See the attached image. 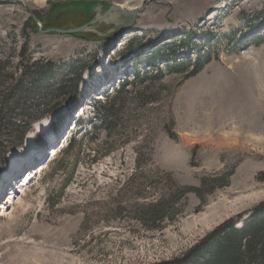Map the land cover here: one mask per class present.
Here are the masks:
<instances>
[{"label":"rangeland","instance_id":"374dc122","mask_svg":"<svg viewBox=\"0 0 264 264\" xmlns=\"http://www.w3.org/2000/svg\"><path fill=\"white\" fill-rule=\"evenodd\" d=\"M73 1L0 0V264H155L191 249L202 264L216 228L264 218V0L56 9ZM203 179L219 186L183 196L163 229L141 225L143 203Z\"/></svg>","mask_w":264,"mask_h":264},{"label":"trees","instance_id":"16d2710c","mask_svg":"<svg viewBox=\"0 0 264 264\" xmlns=\"http://www.w3.org/2000/svg\"><path fill=\"white\" fill-rule=\"evenodd\" d=\"M152 59L154 60V58H151V60ZM208 62L209 60L207 59L204 63ZM204 63L201 65H195L190 75L199 72L203 68ZM185 65L186 63L184 61H171L167 64V67L170 71L175 69L182 70ZM63 88L64 87L61 86V88L58 87L57 90L60 91ZM125 88L126 83H122L121 89L124 90ZM47 94L49 96L47 97L48 100L52 97V94ZM116 95L110 98L111 101L107 105L108 109L114 106ZM105 118L103 119L104 122L107 120V115ZM72 149L73 141H70L64 149V155L66 156L69 154ZM58 151L59 150L57 149L52 161L57 159ZM215 181L217 180L211 181L209 179H203V184L198 187L175 186L173 189L166 191L165 193H160L151 202L143 203L138 210L141 225L145 229H163L166 222L174 221L175 206H178L175 204H178L183 196L188 193H193L202 201L203 196L205 195L204 189L208 184L207 193H212L213 190L219 186ZM226 181H228V176H226L225 182ZM226 184L224 183L221 187L226 186ZM210 236H214L216 242L211 251H208L209 253H207L205 258L201 259L202 264H264V218L253 220V222L247 223L242 229H238L234 227L232 222H228L227 226L222 225L216 228ZM194 253L195 251L191 249L184 254V257L155 264H192V260H187L185 257L188 256L187 258H189L193 255L195 257L198 256Z\"/></svg>","mask_w":264,"mask_h":264},{"label":"water","instance_id":"95a60500","mask_svg":"<svg viewBox=\"0 0 264 264\" xmlns=\"http://www.w3.org/2000/svg\"><path fill=\"white\" fill-rule=\"evenodd\" d=\"M98 2L96 1H90V0H78V1H73V2H70V3H66V4H58L56 6V9L59 10L60 8H70L71 10H76V11H80L82 13H86V15L88 17L90 16H93L95 13H94V8H96ZM96 6V7H95ZM107 8V11L110 9V8H113L114 11H118V12H121L122 9L121 8H117L115 6H108L106 4L105 6ZM121 10V11H120ZM116 12V13H118ZM124 12V11H122ZM136 12L137 10L134 9V10H131V11H125V14H128V19H124L122 21H111L114 25V27H120L121 25H126L128 26L129 24H131L133 22V17L136 15ZM108 13H106V15H104L103 17L100 18V16H95V17H92V19H90L89 22H86L80 26H77L75 28H72V29H60V28H50L49 31H56V32H60V33H75V32H82L84 30L87 29L88 25L90 23H93L97 20H105V21H110L109 19V16H107ZM100 18V19H99ZM125 27V26H124ZM123 27V28H124Z\"/></svg>","mask_w":264,"mask_h":264},{"label":"bare ground","instance_id":"6f19581e","mask_svg":"<svg viewBox=\"0 0 264 264\" xmlns=\"http://www.w3.org/2000/svg\"><path fill=\"white\" fill-rule=\"evenodd\" d=\"M97 8H100L99 6L97 7ZM115 14H116V12H114L113 14H112V18H114L115 19ZM118 14V13H117ZM40 130H42V128H40ZM25 141H26V143H25V146H24V148H23V150H22V152L21 153H24L25 155L27 154V153H29L28 151H27V146L29 145V142H28V137L25 139ZM31 150V149H30ZM52 150H54V148L52 149ZM54 152V151H53ZM29 155V154H28ZM55 156V155H54ZM24 157V156H23ZM23 157H20V158H18L19 160H22V158ZM10 161H11V163L14 161H16L17 162V159H15V157H11V159H10ZM39 171H41V169L39 170ZM27 173V172H26ZM35 174L36 173H34V174H32V173H27V177H26V179L25 180H30V179H32L34 176H35Z\"/></svg>","mask_w":264,"mask_h":264}]
</instances>
